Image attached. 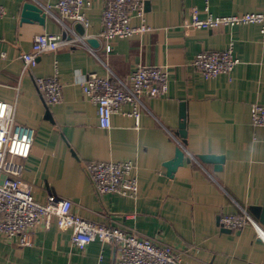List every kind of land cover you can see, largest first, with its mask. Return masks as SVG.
<instances>
[{
    "label": "crops",
    "instance_id": "crops-1",
    "mask_svg": "<svg viewBox=\"0 0 264 264\" xmlns=\"http://www.w3.org/2000/svg\"><path fill=\"white\" fill-rule=\"evenodd\" d=\"M27 1L42 7L55 4L0 0L6 9L0 19V100L15 104L17 123L35 130L22 175L35 200L43 203L50 195L69 199L73 213L83 219L168 244L185 252L186 264H264V243L252 227L226 232L219 225L222 215L242 210L249 214L250 207L264 203V129L250 120V106L264 105V38L259 26L196 30L183 23L190 9L202 12L204 0H144L150 30L106 44L98 38L104 0H87L89 27L84 37L97 38L99 47L61 46L23 70L20 56L31 49L35 35L62 36L68 33L66 27L75 26L49 14L44 25L22 21L21 8ZM262 4L263 0H208L214 16L252 12ZM138 24L133 19L132 25ZM231 42L239 59L231 73L211 78L191 65L197 53L223 51ZM136 65L166 67L167 93L144 101L139 128L131 118L115 113L110 129H101L81 83L89 73L113 74L127 83ZM55 68L63 81L62 99L48 105L35 79L52 76ZM182 104L185 161L168 177L162 165L174 157L176 139L181 141ZM201 154L224 156L221 170L196 161ZM128 160L136 165L137 197L98 194L85 164ZM71 236L69 229L55 223L47 229L41 223L29 247L0 237V264H119L112 242L97 240L80 251Z\"/></svg>",
    "mask_w": 264,
    "mask_h": 264
},
{
    "label": "built area",
    "instance_id": "built-area-1",
    "mask_svg": "<svg viewBox=\"0 0 264 264\" xmlns=\"http://www.w3.org/2000/svg\"><path fill=\"white\" fill-rule=\"evenodd\" d=\"M204 8L189 10L184 27L213 30L220 27L239 25H258L264 38V0L261 7L252 12L214 16L204 0ZM90 7L87 0H55L53 6H43L44 12L58 22L79 23L84 29L89 27L86 10ZM52 9H55L53 12ZM204 14V17H201ZM6 15V9L0 5V19ZM133 19L139 24L132 25ZM102 30L99 37L106 44L114 40L127 39L135 34L149 31L145 21L144 0H104L101 13ZM66 35L38 34L33 38L31 49L22 53V69L28 70L37 64V58L55 52L61 46L84 45V36L75 29L66 27ZM232 42L223 51H203L197 53L191 65L204 75L214 78L220 74H229L239 63L233 55ZM35 84L48 103L54 105L61 101L63 81L58 69L52 76L37 77ZM85 97L94 105L98 126L108 130L112 116L121 114L133 120L135 128L140 127L141 110L144 101L161 97L169 89V71L162 66L136 65L127 83L113 74L99 76L89 73L81 83ZM124 106L128 110H123ZM16 106L0 100V237L6 242H14L18 247L33 244L34 232L41 223L48 229L55 223L59 229L72 232L71 241L80 251L94 241H110L116 248L119 264H186L184 251L162 243L154 238L143 236L136 231L122 227H108L87 221L73 213L69 199L48 196L41 203L35 200L32 186L23 181L25 160L28 158L35 139V130L16 121ZM250 120L254 127L264 129V105L253 103L250 106ZM180 145V141L177 140ZM133 161H90L84 166L96 192L100 195L115 194L135 199L139 191L138 180L134 174ZM221 228L239 231L250 226L256 238L264 243V229L246 211L238 214L222 215L219 218Z\"/></svg>",
    "mask_w": 264,
    "mask_h": 264
},
{
    "label": "water",
    "instance_id": "water-1",
    "mask_svg": "<svg viewBox=\"0 0 264 264\" xmlns=\"http://www.w3.org/2000/svg\"><path fill=\"white\" fill-rule=\"evenodd\" d=\"M46 16L47 14L44 12L43 7L34 1H27L22 5L21 8L22 21H35L41 25H44ZM74 29L79 36L85 35L84 28L81 24L76 23ZM62 36L64 38H70V36L66 35L65 33H63ZM85 43L90 48L99 47V40L97 38L87 37L85 38ZM46 116H48V111L46 112ZM178 136L181 139V141H180V145H178V147L175 150L174 157L171 160L164 162L162 165V167L165 170L164 171L165 175H167L168 177H172L177 171V169L181 167L185 161V152L183 150V145L186 144L187 132H186V111L184 104L181 105ZM196 159H195L196 161L201 162L203 164H213L215 171H220L224 163V156L222 155L201 154V155H197ZM188 161L189 159H186V162ZM249 214L264 229V203L261 206L250 207ZM222 229L225 230L226 232H230L229 229H224V228Z\"/></svg>",
    "mask_w": 264,
    "mask_h": 264
}]
</instances>
